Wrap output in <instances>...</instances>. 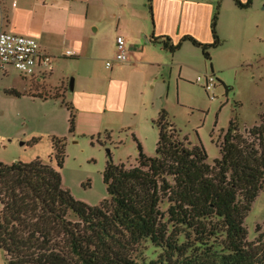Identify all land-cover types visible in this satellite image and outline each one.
<instances>
[{
    "label": "trees",
    "instance_id": "16d2710c",
    "mask_svg": "<svg viewBox=\"0 0 264 264\" xmlns=\"http://www.w3.org/2000/svg\"><path fill=\"white\" fill-rule=\"evenodd\" d=\"M234 1L243 8L252 2ZM216 19L211 43L182 39L209 61V50L221 44ZM154 43L171 53L181 45L169 38ZM35 90L33 97H62L61 89ZM65 105L73 132L75 107ZM154 124L156 154L146 155L135 138L138 164L127 168L110 160L103 175L109 198L95 206L62 185L64 137L52 138L50 163L0 161V248L6 264H264V252L248 241L245 226L264 191V122L240 132L231 121L213 164L201 143L180 137L166 110Z\"/></svg>",
    "mask_w": 264,
    "mask_h": 264
},
{
    "label": "rangeland",
    "instance_id": "374dc122",
    "mask_svg": "<svg viewBox=\"0 0 264 264\" xmlns=\"http://www.w3.org/2000/svg\"><path fill=\"white\" fill-rule=\"evenodd\" d=\"M136 1L141 14L149 13L148 0ZM211 1L212 20L217 16L216 32L221 44L209 50L210 61L191 42L174 53L157 44L145 51V60L154 65L135 63L133 69L130 56V61L119 63L114 61L116 53L103 50L94 53L93 60H71L67 63L69 75L64 79L65 100L57 110L52 111L53 104L41 106L39 102L14 108L2 106L0 161L30 162L39 158L50 163L52 138L64 137L65 159L59 169L63 187L77 200L99 205L109 198L103 175L110 160L127 168L136 166L137 141L146 155L156 154L159 131L154 121L164 109L180 137L193 145L201 143L208 163L213 164L220 157L223 131L231 121L237 123L240 132L264 122V0H252L244 8L234 0ZM149 27H153L152 18ZM134 47L142 49L141 44L134 43ZM126 50L129 54L127 43ZM108 61L113 63L111 68L106 66ZM11 71L9 81L25 82L16 70ZM212 73L216 84L206 91L204 80ZM46 77L53 85L61 82L57 75ZM198 77L202 78L199 82ZM31 83L47 93L45 82L32 79ZM80 85L86 86L82 89L85 93L80 92ZM87 96L102 101L101 114L93 122L83 116L78 120L75 108V129L71 132L65 102L72 103L73 97L83 101ZM52 164L57 166L54 159ZM258 225L260 232H256ZM245 226L248 241L264 252V191L254 201ZM0 264H6L1 248Z\"/></svg>",
    "mask_w": 264,
    "mask_h": 264
},
{
    "label": "crops",
    "instance_id": "0c3cea01",
    "mask_svg": "<svg viewBox=\"0 0 264 264\" xmlns=\"http://www.w3.org/2000/svg\"><path fill=\"white\" fill-rule=\"evenodd\" d=\"M138 8L136 0H0V29L32 36L39 41L42 48L54 57L51 75H57L61 82L53 85L48 77L36 80L45 82L48 90L61 89L62 94L58 99L33 97L31 94L37 92L32 87V79L27 82L23 78V84H14L8 80L12 69L6 73L0 71V110L5 105L14 108L15 105H36L35 102H39L41 106L53 104L50 108L54 112L65 100L64 79L69 75L67 63L75 59L93 60L96 58L94 53L101 50L114 55L119 36L130 45L129 56L133 58L130 62L133 66L129 65L132 69L135 63L154 65L153 61L145 60V51L157 45L155 39L169 38L172 44L181 43V48L189 43L182 41L185 36L202 43L213 41L214 4L211 0H153L152 13L149 10V13L142 11L141 14ZM150 18L153 27H149ZM134 43L141 44L142 49L138 51ZM67 51L74 54L69 56ZM89 73L91 75L92 71ZM85 87L79 86L81 93H85L82 90ZM8 89H15L23 95L14 97L5 92ZM72 103L78 111V120L83 116L91 122L101 114L103 107L102 101L90 96L83 101L73 97Z\"/></svg>",
    "mask_w": 264,
    "mask_h": 264
},
{
    "label": "built area",
    "instance_id": "2783aa9c",
    "mask_svg": "<svg viewBox=\"0 0 264 264\" xmlns=\"http://www.w3.org/2000/svg\"><path fill=\"white\" fill-rule=\"evenodd\" d=\"M117 51L114 61L123 63L129 61L126 50V41L123 37L117 38ZM72 56L74 53L67 51ZM112 62L106 66L111 68ZM16 70L22 78L42 79L52 73L54 69V57L45 51L39 41L32 37L0 29V71L6 73ZM202 78L198 77L197 81ZM216 78L210 74L204 80V88L210 91L215 87Z\"/></svg>",
    "mask_w": 264,
    "mask_h": 264
},
{
    "label": "water",
    "instance_id": "95a60500",
    "mask_svg": "<svg viewBox=\"0 0 264 264\" xmlns=\"http://www.w3.org/2000/svg\"><path fill=\"white\" fill-rule=\"evenodd\" d=\"M73 79L71 80V83H70V89L73 90Z\"/></svg>",
    "mask_w": 264,
    "mask_h": 264
}]
</instances>
